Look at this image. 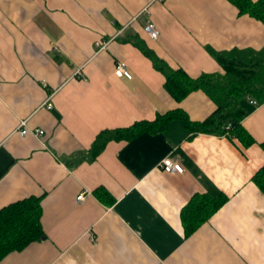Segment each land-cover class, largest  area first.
<instances>
[{"label": "crops", "instance_id": "crops-1", "mask_svg": "<svg viewBox=\"0 0 264 264\" xmlns=\"http://www.w3.org/2000/svg\"><path fill=\"white\" fill-rule=\"evenodd\" d=\"M145 8L156 39L143 29ZM139 40L196 77L224 72L212 51L261 49L264 22L229 0H0V209L37 196L45 231L0 264H264V190L253 179L264 165V102L244 103L249 146L190 137L174 118L91 156L102 129L172 109L202 120L216 107L202 89L176 100ZM121 59L132 78L115 74ZM22 119L44 134L22 135ZM168 156L185 172L165 171ZM197 192L228 198L187 233L182 209Z\"/></svg>", "mask_w": 264, "mask_h": 264}, {"label": "trees", "instance_id": "trees-1", "mask_svg": "<svg viewBox=\"0 0 264 264\" xmlns=\"http://www.w3.org/2000/svg\"><path fill=\"white\" fill-rule=\"evenodd\" d=\"M229 1L238 7L240 13H248L264 22V0ZM137 43L151 58L155 68L165 75V87L176 100L180 101L192 91L202 89L212 98L216 107L202 120L191 119L182 109H172L158 114L153 120L141 119L127 126L102 129L90 147L93 158L111 140H128L145 131H163L174 118H179L192 131L190 137L206 132L238 137L245 146L256 142L243 125L247 113L244 103L246 100L251 102V98L257 100V104L264 102V46L261 49L212 51L224 72H204L193 77L182 67H175L159 56L144 41L139 40ZM259 144L264 149V141ZM253 179L264 190V165L254 174ZM100 190H96V193L105 199ZM227 198L225 193L214 196L206 192L193 194L182 209L186 232H193L207 221ZM41 215L42 205L37 196L17 200L0 209V260L9 252L20 250L45 235Z\"/></svg>", "mask_w": 264, "mask_h": 264}, {"label": "built area", "instance_id": "built-area-1", "mask_svg": "<svg viewBox=\"0 0 264 264\" xmlns=\"http://www.w3.org/2000/svg\"><path fill=\"white\" fill-rule=\"evenodd\" d=\"M144 13V15H146V20L145 23L143 25V29L145 31V33L147 35H149L152 38H158L160 35V29L158 27V25L156 24V22L150 17V12L148 10V8H145L141 13ZM97 46H99V48H103L106 46L107 42L105 41H101L98 40L96 41ZM115 74L118 76H125L128 78H132L133 74L130 70V68L128 67V63L125 60H118L115 63ZM251 102L257 104V100L252 99L251 98ZM53 106L52 102H47V107L51 108ZM19 132L22 135H26L27 133H33L36 136H42L44 134V129L42 128H30L28 126L27 123V119H22L20 122V128H19ZM161 167L167 171V172H171V173H184L185 172V167L182 164V162L180 161V159L175 158V157H165L162 162H161ZM78 199H84L85 198V191H82L79 193V195L77 196Z\"/></svg>", "mask_w": 264, "mask_h": 264}]
</instances>
